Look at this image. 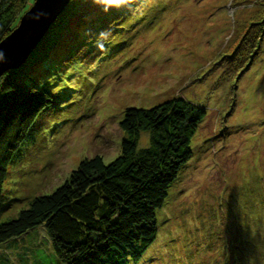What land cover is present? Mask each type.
I'll list each match as a JSON object with an SVG mask.
<instances>
[{
    "label": "rangeland",
    "instance_id": "374dc122",
    "mask_svg": "<svg viewBox=\"0 0 264 264\" xmlns=\"http://www.w3.org/2000/svg\"><path fill=\"white\" fill-rule=\"evenodd\" d=\"M35 2L29 1L13 31ZM86 2L84 22L66 20L56 29L51 53L36 59L34 79L57 96L58 106L39 120L35 141L10 165L0 222L16 218L34 197L54 192L82 160H115L127 108L180 97L207 115L192 141V158L157 211V240L138 264H232L227 245L252 204L264 230V37L257 34L259 54L244 71L254 55L236 69L229 57L249 31L256 33L252 24L264 17V0ZM95 4L97 17L114 30L93 39L90 52L77 54L75 44L94 31ZM119 9L125 16L117 17ZM148 139L143 133L139 147H147ZM258 241L262 251L253 264H264V236ZM49 248L39 227L1 245L0 264H62Z\"/></svg>",
    "mask_w": 264,
    "mask_h": 264
},
{
    "label": "trees",
    "instance_id": "16d2710c",
    "mask_svg": "<svg viewBox=\"0 0 264 264\" xmlns=\"http://www.w3.org/2000/svg\"><path fill=\"white\" fill-rule=\"evenodd\" d=\"M29 1L0 0V42L17 26ZM86 1L72 0L24 65L0 80V204L10 165L35 141L39 120L58 106L57 96L34 79L36 59L40 53L46 58L51 53L49 45L59 37L56 29L66 20L72 17L79 24L84 22L88 16ZM97 1L101 0L94 3ZM95 5L92 17L101 12ZM119 10L117 17L125 16V11ZM96 19L91 27L94 35L88 30L86 39L75 44V53L90 52L93 39L114 30V24L104 25V16ZM252 25L256 33L249 31L229 57L235 69L249 54L254 55L244 71L259 54L261 41H254L257 34L260 39L264 37V17ZM46 49L47 53L43 51ZM58 72L55 67L54 77ZM42 82L46 83V77ZM206 115L204 109L180 97L151 108H127L120 122L124 137L117 158L108 164L100 155L86 158L54 192L30 199L29 208L16 218L0 222V246L42 227L48 235L49 253L62 264H138L157 240V211L163 208L170 188L192 158V141ZM143 133L149 134V142L140 148ZM260 210L264 213V205ZM260 219L254 215L252 204L244 224L240 220L236 224L237 234L227 245L232 264H253V258L262 251L263 244L258 241L264 236Z\"/></svg>",
    "mask_w": 264,
    "mask_h": 264
},
{
    "label": "water",
    "instance_id": "95a60500",
    "mask_svg": "<svg viewBox=\"0 0 264 264\" xmlns=\"http://www.w3.org/2000/svg\"><path fill=\"white\" fill-rule=\"evenodd\" d=\"M71 0H36L19 27L0 43V79L29 59Z\"/></svg>",
    "mask_w": 264,
    "mask_h": 264
},
{
    "label": "bare ground",
    "instance_id": "6f19581e",
    "mask_svg": "<svg viewBox=\"0 0 264 264\" xmlns=\"http://www.w3.org/2000/svg\"><path fill=\"white\" fill-rule=\"evenodd\" d=\"M71 1H72V0H71ZM70 3H71V2H70ZM67 7H68V6H67ZM60 16H61V15H60ZM60 16H59V17H60ZM59 17H58V18H59ZM50 29H51V28H50ZM38 46H39V45H38ZM8 72H9V71H8ZM6 73H7V72H6ZM2 77H3V76H2ZM0 80H1V79H0Z\"/></svg>",
    "mask_w": 264,
    "mask_h": 264
}]
</instances>
